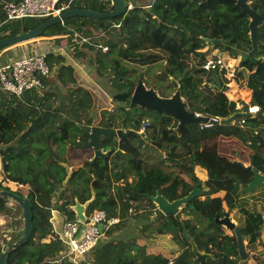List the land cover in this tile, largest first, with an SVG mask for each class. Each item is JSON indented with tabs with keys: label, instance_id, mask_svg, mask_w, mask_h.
<instances>
[{
	"label": "trees",
	"instance_id": "1",
	"mask_svg": "<svg viewBox=\"0 0 264 264\" xmlns=\"http://www.w3.org/2000/svg\"><path fill=\"white\" fill-rule=\"evenodd\" d=\"M246 1L259 13L264 12V0ZM99 2L108 9L97 8ZM130 2L133 7L115 18L69 17L49 26L40 35L52 37L58 43L65 42L61 45L74 59H85L87 54L94 57L97 74L107 76L110 81V96L115 103L111 111L101 108L102 98L97 90L92 93L79 85L73 68L61 63L53 52H48L47 61L51 67L53 63L60 64L56 79L67 85L64 93L49 90L48 77L41 88L23 91L19 96L0 88V188L22 195L21 191L13 190L9 182L27 185L25 196L30 202L32 224L26 241L7 254L8 264H75L61 257L65 243L52 228L53 194L59 191L56 208L67 219H72L75 214L70 206L74 198L84 202L92 190L95 198L86 213L103 209L109 216L119 215L120 222L106 230L90 251L91 264H199L194 247L208 254L206 264L245 261L238 257L235 235L228 233L215 217H221L226 207H236L238 193L252 180L253 171L244 170L234 162V157L220 152L215 139H237L253 155V169L264 174V147L255 138L258 123L264 120V22L258 29L257 49L249 54V19L234 0ZM71 6L99 12L113 8L109 0H74ZM46 18H27L26 23H16L10 28L3 26L0 38L26 31ZM3 19L2 14V23ZM166 19L178 21L184 28L167 24ZM74 30L96 36L94 41L100 38L107 49L94 50L86 44L71 49ZM204 37L221 38V43L214 47L231 57L242 55L239 66L250 70L246 80L251 89L250 101L259 107L254 117L244 114L246 105L243 104L241 113L235 117H245L242 127L237 123L216 122L202 128L197 122L179 129L178 119L173 116L130 104L132 91L137 81L142 80L146 87L154 88L161 96L178 90L192 112L220 118L238 112L235 102L229 100L224 91L230 81L242 83L243 71L238 66L227 78L224 75L227 69L204 70L201 64L209 53ZM137 66L161 69L150 81ZM172 78L178 83L177 87ZM97 109L100 115L96 124L105 128L113 129L120 124L128 131L137 132L143 121L148 120L149 124L144 136L136 133L117 140L115 136L102 135L99 147L108 150V156L98 157L92 164L90 159H85L80 166L71 169V175L63 184L67 172L59 162H68V145L87 146V134L96 119ZM146 142L165 149V157L159 164L145 162L140 149L146 147ZM165 160L169 163L165 164ZM196 165L204 169V180L196 174ZM198 181L203 193L181 206L176 214L165 215L157 209V217L141 215L149 219L141 226L142 236L131 235L125 239L115 235V229L143 202L155 207L149 195L156 190L171 201L186 195ZM219 191H224V195L211 196ZM11 205L0 196V215L12 217L15 224L21 208L17 203ZM241 212L244 219L239 226L243 227L249 246L256 241L263 219L259 212L246 209ZM182 223L189 240L182 234ZM145 231L170 235L178 253L171 259L162 253L150 252L152 241L149 235L143 234ZM19 234L20 230L12 232L11 241ZM1 245L0 241V250Z\"/></svg>",
	"mask_w": 264,
	"mask_h": 264
},
{
	"label": "water",
	"instance_id": "2",
	"mask_svg": "<svg viewBox=\"0 0 264 264\" xmlns=\"http://www.w3.org/2000/svg\"><path fill=\"white\" fill-rule=\"evenodd\" d=\"M235 3L240 7L241 12L246 14L248 21V29H249V38L251 41V50L249 54H254L257 49V41H258V29L259 26L264 22V12L259 13L255 9L250 6V3L246 0H234ZM113 8L107 12H99L89 8H79V7H71L66 10L60 12V14L52 15L46 18L44 21L27 29L26 31L20 32L15 35L5 36L0 38V48L12 46L15 44H19L25 41H29L34 39L42 34V32L48 28L49 26L62 22L64 19L75 16H85L94 19H104V18H115L127 12L128 10V2L127 0H113ZM154 16H160L158 14H154ZM167 24H172L175 26H181L180 22L166 19ZM204 40L210 46H214L216 43H221V38L215 37H204ZM57 58L60 60H65V57L61 54H57ZM262 62L264 63V57L262 58ZM243 71V75L246 78V68L244 66L241 67ZM174 83V87L178 86V83L172 78ZM130 104L137 105L142 108H147L149 110L155 112H163L165 114L171 115L174 118L178 119L179 129H182L185 124L189 123H197L201 121L210 120L212 123H221L228 124L232 123L239 112L235 111L231 115L224 118H208L207 116L195 117L193 112L190 111L186 105V102L180 96L178 90H175L170 96H161L157 93V91L152 87H146L142 80H138L130 97ZM139 133L144 136V131H133V130H125L122 127L117 128H105L100 125H92L90 131L87 134L88 143L87 146L93 149V155L90 158V163L92 164L98 157L106 158L108 156V151L103 150L99 147V142L102 135L116 136L118 140L125 139L130 135H134ZM255 138L258 140V143L261 147H264V138L260 136L259 133L256 134ZM238 166L242 167L244 170H252L253 178L252 180L243 187L244 190L249 191L258 186L261 183H264V174L253 169V155L250 156L249 164L244 165L241 161H234ZM66 169V176L62 181L63 184H66L69 176L71 175V169L67 162H59ZM201 182L198 181L193 184L191 190L184 196L173 199L169 201L163 194H161L158 190H156L155 194L149 195L150 199L153 203L157 205L158 210H160L163 214H176L181 206L185 203L189 202L191 199L199 196L203 193L204 189L200 187ZM0 196L12 200L16 202L21 210L19 212V218H22V222L15 228H7L6 230H1L4 237H7L9 234L16 230H20L19 237L10 242H5L1 245L0 250V264H8L6 260L7 254L10 250L17 248L19 245L24 243L26 239L29 237L32 224H31V212H30V202L25 195H19L14 193L11 190H5L0 188ZM95 198V191L92 190L91 196L85 200L84 202H80L76 197L74 198V203L70 206L74 211L76 218L81 221H86V209L91 201ZM10 205V203H9ZM231 209L228 208L224 210L223 215L221 217L216 216L215 221L219 224L225 226L229 231H231L236 238V246L238 257L241 260H246L248 257V252L245 246V239L243 235V227L236 224L234 220L230 217ZM17 218V217H16ZM13 227V226H12ZM100 231H102V224L98 225ZM1 234V233H0ZM182 234L185 236L187 240L190 239L189 234L187 233V228L182 223ZM194 251L196 254V258L199 261V264H206V258L208 254L204 252L198 251L194 247Z\"/></svg>",
	"mask_w": 264,
	"mask_h": 264
},
{
	"label": "crops",
	"instance_id": "3",
	"mask_svg": "<svg viewBox=\"0 0 264 264\" xmlns=\"http://www.w3.org/2000/svg\"><path fill=\"white\" fill-rule=\"evenodd\" d=\"M1 1L2 0H0V17L2 19ZM129 2H130V0H129ZM1 22H2V20H1ZM41 40H40V42H41ZM61 44H65V42L61 41V43H58L54 39L48 38L47 41H44L43 44L39 48L36 46H33V48L30 49V53L34 52L35 50H40V51L42 50V51L53 52V54H55V55H57V54L63 55L65 57V60L64 61L60 60V61H61V63L68 64L73 68V74H74V77H75L77 83L79 85H82V86L88 88L92 93L94 90H97V94L102 98V100L99 102L100 104H103V107H101V108H106L107 110L111 111L115 106H114V102L112 101V98L110 96V89H111L110 81H109L107 76H100L99 75L102 78L101 80H100V77H99V79L94 78L97 75V72H96L94 64H93L94 57L87 54L85 59H74L72 57V55H70L71 53L69 54L67 52L65 46L61 45ZM206 47L209 49L208 54L223 55V57L226 61V65H227V68H224V69H227V71L224 75L227 78H229L231 76V74L233 73V71L235 70V68H237L239 66L242 55L238 54L235 57H231L228 55L227 52L220 51L218 48H216L214 46H210L208 44ZM6 48L7 47L2 48L3 51L0 52V56L2 57V59H1L2 61H0V63H6L12 59L21 57V56L29 53L27 45H21L20 43H19V45L17 44V46L16 45L8 46V48L7 49ZM7 52H8L7 55H9V57L4 56V53H7ZM10 54H11V56H10ZM59 65H60L59 63H53V66L51 67V68H53L51 71L53 73L56 72V73H54L55 76L58 74ZM241 67H240V69H241ZM249 74H250V70H248L246 68V78L243 75L242 83L238 84V83H235L234 81H230V82H228L227 88L224 91L225 94L227 95L228 99L235 102L236 107L239 109V111H238L239 113H241V107L244 108L243 104L246 105V107H247V105L252 104L250 101L251 89L246 85V80H247V77ZM54 75L52 74V75L48 76L50 83H51V81H54V79H56V78H54ZM99 111H100L99 109L96 110V118H98L100 115ZM244 114H246L245 111H244ZM249 115L251 117H254L256 115V113L249 114ZM234 120H235V122H237L238 119L235 118ZM233 121H232V124H235V122L233 123ZM93 125H97L96 119L93 120ZM118 126L121 127L120 124H118ZM239 126L242 127L243 124H239ZM122 128H124V127H122ZM257 128H258V131L256 133H259L260 136H262V138H264V120L262 122L258 123ZM124 129L128 130L127 128H124ZM116 139H117V137H116ZM215 141L217 142L218 150L220 152L234 157V160L241 161L244 165L249 164L251 152L249 151V149L246 146L242 145L237 139H235L234 137H228V138H220L219 137V138H216ZM71 148H73L74 150H71ZM80 148H82L83 151L87 150L86 146H82V147L70 146V148L67 149V151H66V159L68 161L67 163L69 164L70 169L76 168L83 163V160H78V159H75L76 158L75 156H73V157L70 156L71 155L70 153L72 151H75V149L80 150ZM262 152H264V149L262 150ZM108 154H109V151H108ZM92 155H93V149H92L91 156L88 158H84V160L90 159L92 157ZM70 160H72V161L75 160V162H70ZM195 172L202 180H204L206 178V173H205L204 169L200 168L198 165L195 166ZM11 183L12 182H9V185H11ZM12 184L14 185V187L12 189H14V190L20 189L19 188L21 186L20 184H18L16 182H13ZM243 187L240 189V191L238 193V196L236 199V207L230 208L231 209V211H230L231 219L234 220L237 225H240L244 219V215L241 212V210L246 209V210H249L252 212H259L262 216L263 223L260 227L259 235L256 238V241L252 245L248 246L247 240L245 239V246H246V250L248 252V257L242 264H264V183L259 184L258 186H256L255 188H253L252 190H249V191L244 190ZM26 188L27 187L24 186L22 188V191ZM19 191H21V190H19ZM214 195L223 196L224 191H219L215 194H212L211 196H214ZM201 198H204V196H202ZM226 209H228V208L226 207L225 210ZM51 220H52V228H53L54 233L60 234L59 232H61L63 223L66 220L65 215L62 214V212H60L56 207L53 209L51 207ZM3 222H4V220H3ZM129 222L131 224H129ZM0 223H2V222H0ZM133 223H136V226L138 228L137 232H134V233L131 230H129V227ZM19 224H20V220H19V218H16V222H15V224H13V228L18 226ZM139 224H140V222L139 223L134 222V220H131V219L125 220L124 222H122L117 227V229H115V235L117 237H122V238L127 239L131 236L132 233H133L132 236L141 234V231H139V228H141V226ZM227 232L231 233V231H229V230H227ZM103 237L104 236H101V238H103ZM150 240L152 242H151V244H149V245H151V246H149V248L152 246H155V248H153V249H148L150 252L163 253V249H167L169 254H167L165 256H169L171 259L173 256H175V254L178 253V251H177V253H175L176 252L175 250L177 249V247L172 244L171 236L168 234H158L153 238L150 237ZM89 254H90V252H88V254L86 255V260L90 262L91 260H90Z\"/></svg>",
	"mask_w": 264,
	"mask_h": 264
},
{
	"label": "built area",
	"instance_id": "4",
	"mask_svg": "<svg viewBox=\"0 0 264 264\" xmlns=\"http://www.w3.org/2000/svg\"><path fill=\"white\" fill-rule=\"evenodd\" d=\"M74 0H2L1 13L4 15L3 22L23 17H50L60 14V12L71 8ZM128 2V10L133 7ZM110 5H114L113 0H109ZM118 25V24H117ZM96 36L82 35L74 30L70 48L74 49L81 44H86L94 48L107 47L101 43L97 44ZM49 51L35 50L21 57L12 59L6 63H0V88L13 95L19 96L23 91L39 89L43 81L50 74L51 68L47 61ZM204 70H221L227 68L223 55L207 54L201 64ZM228 85V84H227ZM232 101V100H231ZM237 108V107H236ZM259 110L258 105L250 104L246 107L247 114H254ZM195 117L206 116L199 112H193ZM208 118L219 119L217 116H207ZM245 117L237 120V124H243ZM149 124L143 121L140 130L144 131ZM213 123L210 120L199 122L200 127H210ZM120 222L119 215H107L103 209H94L86 213V221L81 222L76 217L66 219L63 223L60 234L65 243L62 256L75 264H91L86 260V255L97 244L103 233L111 226ZM102 224V231L98 225ZM53 238V237H52Z\"/></svg>",
	"mask_w": 264,
	"mask_h": 264
},
{
	"label": "rangeland",
	"instance_id": "5",
	"mask_svg": "<svg viewBox=\"0 0 264 264\" xmlns=\"http://www.w3.org/2000/svg\"><path fill=\"white\" fill-rule=\"evenodd\" d=\"M129 1V0H128ZM131 1V0H130ZM138 1V3H147L148 1H150V0H137ZM98 5H97V8H105V9H108V6L106 7V6H103L100 2L99 3H97ZM27 18H34V19H42V18H46V17H23V18H19V19H14V20H10V21H7V22H1V17H0V34H1V32H2V28H3V26L4 27H8V28H10V27H12L13 25H15L16 23H23V22H27L28 20H27ZM48 18V17H47ZM47 37V38H46ZM97 37H100V36H97ZM48 38H51V39H53L52 37H48V36H38V37H36V38H34V39H31V40H29V41H25V42H22V43H20L21 45H27V47H28V52L30 53V49L31 48H33V46H36V47H40L42 44H43V42L44 41H47V39ZM42 39V40H41ZM44 39V40H43ZM40 40H41V42H40ZM50 40V39H49ZM94 40V39H93ZM101 40H100V38H97L96 39V43L97 44H99V43H101L100 42ZM102 44V43H101ZM16 46H17V44H15ZM19 45V44H18ZM53 45V44H52ZM12 46H14V45H12ZM8 48V47H7ZM6 48V49H7ZM93 49L94 50H97V49H102L101 47H96V48H94L93 47ZM3 51V49H0V52H2ZM93 53H95V51H92ZM8 54V52L7 53H4V56L6 57V56H8L9 57V55H7ZM10 56H11V54H10ZM2 59V57L0 56V61H2L1 60ZM50 65V64H49ZM53 66V65H52ZM50 68H51V66H50ZM137 68L139 69V70H142L143 72H144V77L145 78H147L148 80H150L151 81V79H152V77L155 75V74H157V73H159V70L161 69L160 67H158V66H151L150 67V69H148V67H140V66H137ZM53 68H51V70H52ZM57 71V70H56ZM54 73H56V72H54ZM54 73L52 72V71H50V74L49 75H54ZM98 75V74H97ZM95 76L94 78L95 79H99V75L98 76ZM54 78H56V76L54 75ZM102 78L100 77V80H101ZM166 83V82H165ZM164 83V84H165ZM66 87H67V85H63V83L62 82H59L57 79H54V81H51V83H50V85L48 86V89L49 90H51V91H55V92H57V93H59V94H62V93H64L65 92V89H66ZM170 96V95H169ZM114 105H115V103H114ZM152 117H154V115H152ZM96 120H97V118H96ZM145 121H148V120H145ZM144 121V122H145ZM235 122V120L233 121V123ZM236 123V122H235ZM117 128V127H116ZM147 129V128H146ZM70 146L71 145H68V149L70 148ZM146 147L145 148H142V149H140V152H141V154L144 156V158H145V162L148 164V165H155V164H159V162H160V160L162 159V157H165V149H159V148H157V147H155L151 142H146V145H145ZM87 147V150H85V151H83L82 150V148H80V150L79 149H75V151H72L70 154V156L71 157H73V156H75L76 158L75 159H78V160H83L84 161V158H88V157H90L91 156V154H92V148H90V147H88V146H86ZM224 149V148H223ZM71 150H74L73 148H71ZM81 156V157H80ZM71 159V158H70ZM70 162H75V160L74 161H72V160H70ZM165 162V164H167V163H169V161L168 160H165L164 161ZM76 165V164H75ZM174 171H177L178 169L177 168H174L173 169ZM1 175H0V179H1ZM13 183V182H12ZM11 183V185H9L11 188H13L14 187V185ZM27 187V185H21L19 188L20 189H18V190H21V192H22V194H24V195H26L27 194V192H28V187L26 188V189H24L23 191H22V188L23 187ZM14 190V189H13ZM58 192L59 191H57L55 194H53V203H52V209L53 208H55V207H57V204H58V202H57V196H58ZM9 203L10 204H12L11 206H15L16 205V202H14V201H12V200H10L9 201ZM154 204V206L155 207H152L151 205H149V204H147V203H145V202H143L139 207H138V209H137V211H135V213L131 216V217H128L126 220H129V219H131V220H134V222H140V226H142L144 223H147L148 221H149V219L148 218H152V217H154L155 215H156V217H157V215H158V211H157V206L155 205V203H153ZM17 208V207H16ZM15 210V209H14ZM160 211V210H159ZM62 214H64V213H62ZM143 214H148V215H146L147 217L146 218H143L141 215H143ZM65 215V214H64ZM19 216V212L17 213V215H16V217L17 218H19L18 217ZM65 218H66V215H65ZM67 219V218H66ZM2 220V221H1ZM3 220H4V222H3ZM19 220H20V222H22L21 224H23V220H22V218H19ZM0 222H2V223H0L1 225H0V241L2 242V244L3 243H5V242H10L11 241V234H9L7 237H4L2 234V232H1V230H6V228H13L12 226H13V221H12V217H10V216H8V215H6V214H2V215H0ZM128 223V222H127ZM129 224H131L130 222H129ZM157 224V223H156ZM156 224L154 225V226H156ZM129 230H131L133 233L134 232H137V230H138V228H137V226H136V223H133L130 227H129ZM141 230V234H142V229L141 228H139V231ZM146 230H147V228H146ZM132 233V234H133ZM131 234V235H132ZM141 234H138L137 236H142ZM144 234H146V235H149L150 237H155L156 235H158V234H156V233H153V234H151V232L150 231H145L144 232ZM3 240V241H2ZM154 244V243H153ZM153 248H155V246H152V247H150L149 249H153ZM175 253H177V250H176V252ZM163 255H167V254H169L168 253V250L167 249H163V253H162Z\"/></svg>",
	"mask_w": 264,
	"mask_h": 264
},
{
	"label": "clouds",
	"instance_id": "6",
	"mask_svg": "<svg viewBox=\"0 0 264 264\" xmlns=\"http://www.w3.org/2000/svg\"><path fill=\"white\" fill-rule=\"evenodd\" d=\"M138 131H140V130H138ZM156 205V204H155ZM157 206V205H156ZM158 209V208H157ZM74 217H76V216H74Z\"/></svg>",
	"mask_w": 264,
	"mask_h": 264
}]
</instances>
